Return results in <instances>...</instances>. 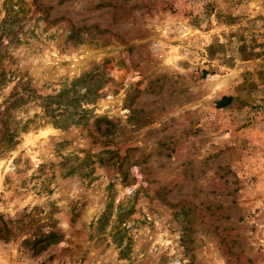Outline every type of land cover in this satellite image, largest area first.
Segmentation results:
<instances>
[{"label":"rangeland","instance_id":"rangeland-1","mask_svg":"<svg viewBox=\"0 0 264 264\" xmlns=\"http://www.w3.org/2000/svg\"><path fill=\"white\" fill-rule=\"evenodd\" d=\"M0 264H264V0H0Z\"/></svg>","mask_w":264,"mask_h":264},{"label":"trees","instance_id":"trees-1","mask_svg":"<svg viewBox=\"0 0 264 264\" xmlns=\"http://www.w3.org/2000/svg\"><path fill=\"white\" fill-rule=\"evenodd\" d=\"M222 102H224V104H218L217 106H218V108H221V107H223V106H226L228 103H229V101H230V98H222V100H221Z\"/></svg>","mask_w":264,"mask_h":264}]
</instances>
